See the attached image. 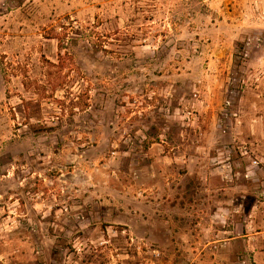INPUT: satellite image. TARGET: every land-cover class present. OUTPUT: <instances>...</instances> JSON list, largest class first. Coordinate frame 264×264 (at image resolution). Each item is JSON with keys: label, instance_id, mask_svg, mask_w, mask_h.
Listing matches in <instances>:
<instances>
[{"label": "rangeland", "instance_id": "374dc122", "mask_svg": "<svg viewBox=\"0 0 264 264\" xmlns=\"http://www.w3.org/2000/svg\"><path fill=\"white\" fill-rule=\"evenodd\" d=\"M0 264H264V0H0Z\"/></svg>", "mask_w": 264, "mask_h": 264}, {"label": "built area", "instance_id": "2783aa9c", "mask_svg": "<svg viewBox=\"0 0 264 264\" xmlns=\"http://www.w3.org/2000/svg\"><path fill=\"white\" fill-rule=\"evenodd\" d=\"M252 165L255 166L256 168H259V163L256 162V161H253V162H252Z\"/></svg>", "mask_w": 264, "mask_h": 264}, {"label": "crops", "instance_id": "0c3cea01", "mask_svg": "<svg viewBox=\"0 0 264 264\" xmlns=\"http://www.w3.org/2000/svg\"><path fill=\"white\" fill-rule=\"evenodd\" d=\"M202 179H206V176L202 177Z\"/></svg>", "mask_w": 264, "mask_h": 264}]
</instances>
